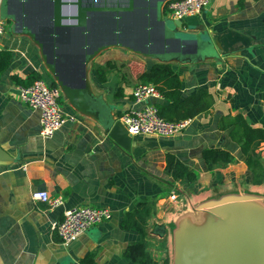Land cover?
<instances>
[{"label": "crops", "instance_id": "1", "mask_svg": "<svg viewBox=\"0 0 264 264\" xmlns=\"http://www.w3.org/2000/svg\"><path fill=\"white\" fill-rule=\"evenodd\" d=\"M240 1L214 0L201 15L184 22L187 28H205L216 47L221 44L218 57L165 63L180 77L183 99L204 89L213 98L212 107L178 136H134L132 153L65 98L64 114L77 121L67 122L51 139L41 137L40 112L20 101V87L12 76L38 72L53 79L38 46L8 28L0 39V51L13 52L9 69L0 74V146L15 162L0 165V264H82L88 256L95 264H140L126 252L143 240L157 264L167 259L172 264L173 233L183 219H199L194 208L227 195L251 196L264 207V142L245 153L243 131L236 125L242 117L264 131V0ZM163 12L167 18L165 8ZM133 62L146 71L159 63L112 48L89 65L93 93L114 108L117 120L143 107L133 97L142 82L131 69ZM99 69L104 80L97 75ZM152 103L158 108L170 104L161 95ZM207 149H222L233 160L210 169L203 158ZM169 156L194 171L197 180L174 181L167 173ZM42 190L52 198L62 196L63 206L50 209L33 201L32 194ZM83 206L109 208L112 218L71 245H62L54 225L66 211ZM128 214L135 215L128 225L144 227L145 239L136 228L123 227ZM157 226L165 228L162 235L154 233ZM152 244L163 252L160 261Z\"/></svg>", "mask_w": 264, "mask_h": 264}, {"label": "water", "instance_id": "2", "mask_svg": "<svg viewBox=\"0 0 264 264\" xmlns=\"http://www.w3.org/2000/svg\"><path fill=\"white\" fill-rule=\"evenodd\" d=\"M169 1L1 0L0 18L38 46L47 72L71 107L97 121L107 137L132 153L134 137L114 117V108L93 93L89 65L112 48L159 63L218 57L221 44L216 47L205 28H187L164 17ZM14 162L0 146V165ZM194 211L199 219H183L173 233V264H264V207L254 197L227 195ZM163 232L157 226L154 233Z\"/></svg>", "mask_w": 264, "mask_h": 264}, {"label": "built area", "instance_id": "3", "mask_svg": "<svg viewBox=\"0 0 264 264\" xmlns=\"http://www.w3.org/2000/svg\"><path fill=\"white\" fill-rule=\"evenodd\" d=\"M214 0H171L165 6L166 17L172 21L185 22L188 18L201 15L211 7ZM8 23L0 18V39L8 31ZM56 84V83H55ZM136 103L140 109L125 112L119 119L127 131L134 136L175 137L182 134L192 119L169 121L161 116L158 106L152 100L160 97L157 88L151 83L140 82L133 90ZM19 99L29 108L40 112V135L51 139L69 121L76 122V116H66L62 109L64 95L53 81L40 79L31 86L20 88ZM172 195L171 199L175 200ZM35 202H42L50 209L60 208L64 204L62 196L52 198L47 191H36L32 194ZM112 218L109 208L83 206L75 207L64 213L62 221L54 225L60 242L69 246L78 241L92 228L108 222Z\"/></svg>", "mask_w": 264, "mask_h": 264}, {"label": "trees", "instance_id": "4", "mask_svg": "<svg viewBox=\"0 0 264 264\" xmlns=\"http://www.w3.org/2000/svg\"><path fill=\"white\" fill-rule=\"evenodd\" d=\"M244 0H241L242 4ZM13 59V52L11 50L0 51V74L6 72ZM139 62H133L131 69L144 83L153 84L160 95L168 100L170 104L163 106L160 109L161 116L169 121H181L187 119H193L202 112L209 110L213 105V98L207 90L199 89L193 96L183 99L182 98V82L180 77L173 72L170 64L156 63L152 66L150 71L143 70ZM97 75L101 80H104V70H97ZM43 76L38 72H33L26 77L12 76L14 83L20 88H26L31 86L35 81L42 79ZM54 83V82H53ZM54 85H56L54 83ZM236 125L240 126L243 131L245 139L243 149L246 152L256 147L261 142H264V131L260 129H254L247 124L242 117L236 118ZM205 163L210 169L219 164L231 163L233 158L231 155L222 149H207L203 153ZM167 165V173L173 178L174 181H188L194 183L197 180V176L188 166L181 161L177 160L173 156H169ZM146 204H138L137 207L145 206ZM142 213H139L140 218ZM135 217L134 214H128L123 221V227L136 228L142 235L143 239L146 238L145 228L140 224L137 226L129 224V220ZM126 257L138 262L140 264H157L151 255L147 252V243L143 240L131 245L127 252ZM82 264H95L93 257L88 256L82 261ZM165 264H169V260L165 261Z\"/></svg>", "mask_w": 264, "mask_h": 264}, {"label": "rangeland", "instance_id": "5", "mask_svg": "<svg viewBox=\"0 0 264 264\" xmlns=\"http://www.w3.org/2000/svg\"><path fill=\"white\" fill-rule=\"evenodd\" d=\"M8 27H11V25L8 24ZM91 66V65H90ZM219 199V198H218ZM172 253H171V262H173V257H174V237H173V241H172ZM152 253L155 257L156 260L160 261L162 259L163 256V252L159 251L160 249L158 247H156L154 244H152ZM173 264V263H172Z\"/></svg>", "mask_w": 264, "mask_h": 264}, {"label": "bare ground", "instance_id": "6", "mask_svg": "<svg viewBox=\"0 0 264 264\" xmlns=\"http://www.w3.org/2000/svg\"><path fill=\"white\" fill-rule=\"evenodd\" d=\"M193 216V215H192ZM189 217V216H188ZM194 219V218H193Z\"/></svg>", "mask_w": 264, "mask_h": 264}]
</instances>
